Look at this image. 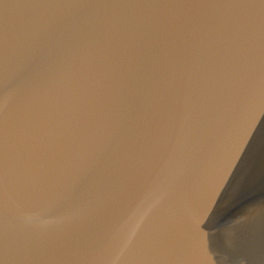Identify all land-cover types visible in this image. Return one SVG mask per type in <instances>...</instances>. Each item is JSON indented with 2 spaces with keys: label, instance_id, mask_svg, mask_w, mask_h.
<instances>
[{
  "label": "water",
  "instance_id": "1",
  "mask_svg": "<svg viewBox=\"0 0 264 264\" xmlns=\"http://www.w3.org/2000/svg\"><path fill=\"white\" fill-rule=\"evenodd\" d=\"M0 264H264V0H0Z\"/></svg>",
  "mask_w": 264,
  "mask_h": 264
},
{
  "label": "snow or ice",
  "instance_id": "2",
  "mask_svg": "<svg viewBox=\"0 0 264 264\" xmlns=\"http://www.w3.org/2000/svg\"><path fill=\"white\" fill-rule=\"evenodd\" d=\"M0 185L6 186V177L3 175H0ZM7 247L6 245H3L2 248H0V252H6Z\"/></svg>",
  "mask_w": 264,
  "mask_h": 264
}]
</instances>
